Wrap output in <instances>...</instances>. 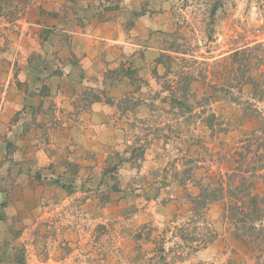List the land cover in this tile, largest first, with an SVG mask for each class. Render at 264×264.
<instances>
[{
  "label": "rangeland",
  "instance_id": "374dc122",
  "mask_svg": "<svg viewBox=\"0 0 264 264\" xmlns=\"http://www.w3.org/2000/svg\"><path fill=\"white\" fill-rule=\"evenodd\" d=\"M108 17L128 53L83 48ZM263 121L264 0H0V247L23 264H264L227 219L264 207Z\"/></svg>",
  "mask_w": 264,
  "mask_h": 264
},
{
  "label": "trees",
  "instance_id": "16d2710c",
  "mask_svg": "<svg viewBox=\"0 0 264 264\" xmlns=\"http://www.w3.org/2000/svg\"><path fill=\"white\" fill-rule=\"evenodd\" d=\"M220 8V5L218 4H214V6L212 7L211 11H210V15L214 16L217 12V10ZM135 15L138 16L139 14L137 12H135ZM262 126H264V121ZM209 187H205V189H201V194L205 195L206 199L204 198L203 200H194L192 197L191 203L195 204V205H201L205 208L206 206V200L208 199V197H210V195L207 194ZM255 205V210L253 211H241L240 213L236 210L232 211L231 213L229 212L227 215V219L230 220L231 222V227L232 230L238 232L242 238H244L245 240H248L251 244L256 245L258 247H260V243L264 244V207L263 209L260 207L259 209L257 208V206L259 204L254 203ZM200 214H202V212H198ZM250 213L253 214L254 218L252 219L250 217ZM203 215H201V219L203 220L204 217H202ZM200 220V219H199ZM203 223L208 227H206L207 229V234L202 235V239H200L199 241H201L203 243L202 247H205L211 243H213L215 241V239L217 238V234L214 232H212V230L210 229V226L207 225V223L203 220ZM186 230V229H185ZM190 235V242L191 241H196V237H195V232H189V230H186ZM208 232H210L208 234ZM140 238V233L136 235V240H138ZM179 238L181 240H185L184 234L182 232H180V236ZM262 246V245H261ZM8 238H5L3 245L0 247V264H7V263H15L18 262V264H23V259H21L19 261V259H13L12 257V253L8 252ZM164 250V249H163ZM23 256V254H22Z\"/></svg>",
  "mask_w": 264,
  "mask_h": 264
},
{
  "label": "crops",
  "instance_id": "0c3cea01",
  "mask_svg": "<svg viewBox=\"0 0 264 264\" xmlns=\"http://www.w3.org/2000/svg\"><path fill=\"white\" fill-rule=\"evenodd\" d=\"M106 19H107V21L102 23V29H99L95 33H93L92 35H88V36L85 37L86 38L85 41L86 40L89 41L92 45L87 42L88 44L84 45V47L80 46L79 43H77L79 41L76 40V39L73 40L72 44L76 45L77 49L79 47H83L85 49L87 48L88 51H92V50L96 51L97 47H95V45L93 44L92 39L93 38H97L96 43H97V45L99 47L98 49H100V50L102 48H104L103 50L107 49L108 51H111L113 49L112 47L114 46V47H116L118 49L117 51L120 52V50H119L120 44L124 43L127 46V49H125L124 52L128 53L130 51L129 49H130L131 45L133 44V42L130 43V42L126 41L128 39V34H127L126 37H124L125 33L124 32L122 33L124 36L121 35V33H120L119 34V38H117L111 32V29L113 28L112 18L108 17ZM108 21L110 23H107ZM107 24H111V25H107ZM86 116H88V114Z\"/></svg>",
  "mask_w": 264,
  "mask_h": 264
}]
</instances>
